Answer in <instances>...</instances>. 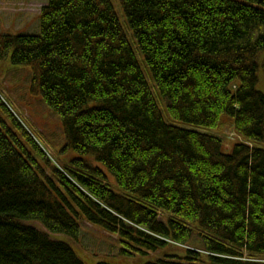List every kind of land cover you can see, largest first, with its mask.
<instances>
[{"label": "trees", "instance_id": "1", "mask_svg": "<svg viewBox=\"0 0 264 264\" xmlns=\"http://www.w3.org/2000/svg\"><path fill=\"white\" fill-rule=\"evenodd\" d=\"M40 20L0 31V71L31 69L67 159L0 99V264H119L84 252L83 223L158 255L139 264H264V0H49Z\"/></svg>", "mask_w": 264, "mask_h": 264}, {"label": "rangeland", "instance_id": "2", "mask_svg": "<svg viewBox=\"0 0 264 264\" xmlns=\"http://www.w3.org/2000/svg\"><path fill=\"white\" fill-rule=\"evenodd\" d=\"M49 0H0V31L7 34L37 35L41 31V10ZM120 15L121 11L118 10ZM122 20V19H121ZM123 26L129 35L132 45L135 46V39L131 37L129 24L123 18ZM137 43V42H136ZM139 61L149 82V71L141 62L142 56L139 54ZM141 57V58H140ZM6 74L0 77V99L13 112L22 123L29 134L35 139L39 147L46 153L50 161L58 168L63 169L67 158L61 151L67 144L63 130L62 121L59 115L52 110L41 96L33 95L31 92V69L25 66L6 67ZM150 84V82H149ZM151 86V84H150ZM259 89L264 93V79L259 83ZM162 107L163 105L160 104ZM223 140L225 152H231L233 146L243 139L235 132L233 125L228 122L217 131L211 132ZM72 158L81 157L72 152ZM93 165L100 167L107 174L106 168L95 161L92 156L84 157ZM72 245L77 246L75 241ZM94 259H111L113 263L119 264H139L151 261L158 256L156 253L147 255L126 256L119 254L120 244L109 233H106L89 223L82 224V233L78 242ZM181 249L185 247L179 246ZM171 249H169V253ZM264 263V259L258 260Z\"/></svg>", "mask_w": 264, "mask_h": 264}]
</instances>
